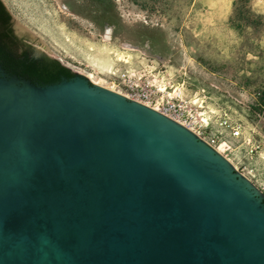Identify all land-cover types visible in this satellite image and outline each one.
I'll use <instances>...</instances> for the list:
<instances>
[{
    "label": "water",
    "instance_id": "water-1",
    "mask_svg": "<svg viewBox=\"0 0 264 264\" xmlns=\"http://www.w3.org/2000/svg\"><path fill=\"white\" fill-rule=\"evenodd\" d=\"M0 264H264V204L154 109L0 65Z\"/></svg>",
    "mask_w": 264,
    "mask_h": 264
},
{
    "label": "rangeland",
    "instance_id": "rangeland-1",
    "mask_svg": "<svg viewBox=\"0 0 264 264\" xmlns=\"http://www.w3.org/2000/svg\"><path fill=\"white\" fill-rule=\"evenodd\" d=\"M0 1L24 50L111 91L142 82L197 112L264 119V0Z\"/></svg>",
    "mask_w": 264,
    "mask_h": 264
},
{
    "label": "flooded vegetation",
    "instance_id": "flooded-vegetation-1",
    "mask_svg": "<svg viewBox=\"0 0 264 264\" xmlns=\"http://www.w3.org/2000/svg\"><path fill=\"white\" fill-rule=\"evenodd\" d=\"M0 35L1 44L16 48L18 52L24 50L21 39L11 25V19L5 20L1 14ZM75 74L80 73H72L71 76ZM83 76L89 79L86 75ZM259 106L264 107V105ZM243 112L245 113V110ZM239 118L241 126L239 135L217 136L213 141V150L230 165L238 177L259 192V198L264 204V119H248L244 116ZM219 130L223 133L222 128Z\"/></svg>",
    "mask_w": 264,
    "mask_h": 264
},
{
    "label": "built area",
    "instance_id": "built-area-1",
    "mask_svg": "<svg viewBox=\"0 0 264 264\" xmlns=\"http://www.w3.org/2000/svg\"><path fill=\"white\" fill-rule=\"evenodd\" d=\"M159 89V86L133 82L128 85V95L123 96L155 108V111L188 129L211 148L217 136L235 137L241 132L239 116L226 112V109L197 112L194 103L188 99L180 95H171L169 92L163 93Z\"/></svg>",
    "mask_w": 264,
    "mask_h": 264
},
{
    "label": "trees",
    "instance_id": "trees-1",
    "mask_svg": "<svg viewBox=\"0 0 264 264\" xmlns=\"http://www.w3.org/2000/svg\"><path fill=\"white\" fill-rule=\"evenodd\" d=\"M0 14L5 17V20L10 19V15L1 1ZM0 65L11 75L24 77L41 85L55 83L62 77L70 78L72 75L51 59L39 61L30 57L25 50L18 52L16 48H10L1 43Z\"/></svg>",
    "mask_w": 264,
    "mask_h": 264
},
{
    "label": "bare ground",
    "instance_id": "bare-ground-1",
    "mask_svg": "<svg viewBox=\"0 0 264 264\" xmlns=\"http://www.w3.org/2000/svg\"><path fill=\"white\" fill-rule=\"evenodd\" d=\"M106 36L108 37V36H109V33H106ZM117 60H118V61H121V59H117ZM86 75H87V77H88L93 83H95L96 85L98 84V85H101L102 87L104 86V87L108 88L109 90L112 89V88L109 87L108 85L101 84L98 80L94 79V78H93V74H91V73H87ZM159 87H160V86H159ZM112 90H113V89H112ZM159 91H161V92H165V88H164V87H163V88H160ZM119 94H120V93H119ZM121 95H123V94H121ZM153 109H155V108H153Z\"/></svg>",
    "mask_w": 264,
    "mask_h": 264
}]
</instances>
